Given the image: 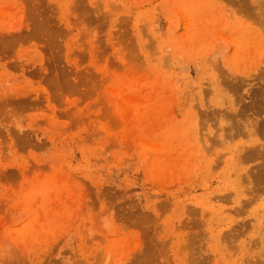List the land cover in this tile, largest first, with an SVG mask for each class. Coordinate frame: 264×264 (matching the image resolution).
Masks as SVG:
<instances>
[{
    "label": "rangeland",
    "instance_id": "374dc122",
    "mask_svg": "<svg viewBox=\"0 0 264 264\" xmlns=\"http://www.w3.org/2000/svg\"><path fill=\"white\" fill-rule=\"evenodd\" d=\"M262 122L264 0H0V264H264Z\"/></svg>",
    "mask_w": 264,
    "mask_h": 264
},
{
    "label": "bare ground",
    "instance_id": "6f19581e",
    "mask_svg": "<svg viewBox=\"0 0 264 264\" xmlns=\"http://www.w3.org/2000/svg\"><path fill=\"white\" fill-rule=\"evenodd\" d=\"M263 121V120H262ZM262 123H264V122H262ZM240 124V123H239ZM241 125V124H240ZM239 125V126H240ZM261 126V125H260ZM241 128V127H240ZM240 128H237L235 125H234V123H233V126H230V127H228V130L231 132H235V133H239V130H240ZM264 128V127H263ZM241 132V131H240ZM258 148V147H257ZM256 148V146H245V148L243 149V153L241 154V156H244L245 158H254L255 156H257V154H258V149ZM257 149V150H256ZM259 150H261V149H259ZM257 173H258V177L259 178H262V177H264V163L262 162V164L261 165H259V167H258V169H257ZM257 177V178H258ZM257 180H259V179H257ZM260 183V182H259ZM262 184V183H261Z\"/></svg>",
    "mask_w": 264,
    "mask_h": 264
}]
</instances>
